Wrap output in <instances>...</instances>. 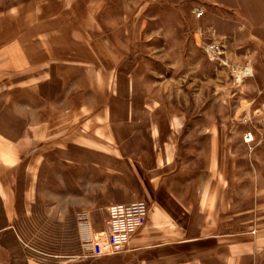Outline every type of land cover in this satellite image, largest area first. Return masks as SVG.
Segmentation results:
<instances>
[{
    "label": "crops",
    "instance_id": "0c3cea01",
    "mask_svg": "<svg viewBox=\"0 0 264 264\" xmlns=\"http://www.w3.org/2000/svg\"><path fill=\"white\" fill-rule=\"evenodd\" d=\"M77 14L66 10L64 15L50 16L37 24L27 15L32 29L29 25L20 27V21H0V99L10 95L21 129L16 135H8L0 127V264H55L51 257L59 256L40 258L23 240L17 229L19 219L22 214H32L37 198L44 194H63L68 172L77 178L84 163L97 166L87 167L96 178H106L101 187L107 193H115L116 187L119 193L128 192L130 186L125 179H130L128 174L136 178L137 200H145L150 206L148 221L132 237L127 251L139 264H262L264 230L259 227L264 225L260 221L264 220L260 213L264 197L255 207L241 209L242 188L229 181L242 177L244 171L238 167L248 161V152L240 150L239 159L228 148L232 143L226 138V126L219 120L213 122L216 109L210 105L193 112L198 116L193 118L192 129H197L199 136L188 139L190 148L181 154L180 140L172 136L178 126L177 116L167 117L166 137L157 122L111 120V102H105L117 96V82H129L131 73L123 71L126 74L120 77L124 59L104 57L110 49L105 46L102 53L95 46L93 37L104 35L96 13L84 12L85 23L75 20ZM78 73L83 75L81 82L76 78ZM70 80L74 82L72 89L84 83L86 89L94 91L96 99L105 104L101 114L92 113L97 100L61 109L66 101L60 99L59 114L52 116L51 83L65 84L62 89L66 90ZM3 83L12 84L11 94L3 91ZM129 87L127 84L122 100L131 110ZM15 89L19 96L16 100L12 99ZM253 103V99L241 96L236 114H248ZM136 129H144L148 135L136 138L132 132ZM54 160L60 163L55 190L50 186L49 165ZM68 162L78 169L68 168ZM111 162L122 167L115 169ZM128 162L134 171L128 167L125 174ZM229 162L238 163L237 169L228 170ZM245 173L251 174V170ZM115 176L122 180L115 183L111 180ZM117 203L128 202H114L107 196L91 202V207L108 210ZM247 215L250 218L242 220ZM77 257L82 259L81 255ZM74 258L58 264H79Z\"/></svg>",
    "mask_w": 264,
    "mask_h": 264
},
{
    "label": "rangeland",
    "instance_id": "374dc122",
    "mask_svg": "<svg viewBox=\"0 0 264 264\" xmlns=\"http://www.w3.org/2000/svg\"><path fill=\"white\" fill-rule=\"evenodd\" d=\"M66 10L78 13L75 20L82 23H85L84 12L91 10L96 13L104 35L98 39L93 37L95 46H99L102 53H105V46L110 49V54H104V57L114 55L124 59V65L118 72L120 77L125 76L123 71L131 73L129 82L120 80L117 86L113 83L117 96L108 97L105 102H111V120L157 122L166 137L169 134L167 117L171 114L177 116L178 126L172 136L180 140L181 154L190 148L188 139L199 136V131L192 129L193 118L198 116L193 112L208 105L213 110L215 108L213 122L219 120L225 124L226 138L229 144L230 141L232 143L228 148L239 159L240 150L250 155L248 161H243V165L238 167L244 171L242 177L229 179L230 185L242 188L241 209L255 207L259 198L264 197V139L261 132L264 115V0H0V21L3 24L20 21V27L29 25L32 29L30 20L37 24L47 17L64 15ZM27 15L32 17L29 21L26 20ZM211 46L216 50L213 51ZM247 68H251L252 73L239 78L241 71ZM76 78L81 82L82 73H78ZM3 84V91L11 94L12 84ZM127 84L132 92L131 110L123 105L122 100ZM63 85L58 81L51 83L52 116L59 114L60 99L61 102L66 101L61 109L72 105L77 108L81 103L97 100L92 105V113L103 112L105 104L96 99L94 91L86 89L84 83L72 89L74 82L70 80L66 90L62 89ZM14 91L12 99L16 100L18 90ZM241 96L253 99L254 103L248 114L237 115L236 105ZM11 101L10 95L0 99V127L8 135H16L21 129L16 123V110ZM145 104L148 105L146 109ZM132 132L136 133V138L148 135L144 129ZM249 132L253 133L254 139L247 142ZM233 154L230 151L231 160L234 159ZM51 156L58 159L54 152ZM55 160L49 164L53 190L58 189L60 167ZM110 164L115 169L122 167L121 163ZM236 164L229 162L228 170L237 169ZM49 165L45 164V168ZM88 165L83 164L86 169L79 170L77 178L73 172H68L67 189L63 194H44L43 198H37L32 214H22L17 227L21 237L38 257L59 256L51 257L55 264L74 257L79 264H139L136 258L129 256V245L111 256L98 259L77 257L82 252V223L85 218L94 232L106 226L107 208H92L94 204L91 202L107 196L114 202L130 203L139 199L133 174H128L130 179H125L130 186L128 192L119 193L120 188L116 187V192L111 194L101 187L106 178H96ZM67 166L73 171L78 169L74 163L68 162ZM128 167L134 171L128 162L125 174ZM247 170H251V174L245 173ZM111 180L116 183L122 179L115 176ZM260 213L264 214V206ZM248 218L249 215L243 216L242 220ZM251 224L255 225V221ZM259 228L264 230V225ZM186 250L189 252L190 249ZM260 261L264 264V257Z\"/></svg>",
    "mask_w": 264,
    "mask_h": 264
},
{
    "label": "built area",
    "instance_id": "2783aa9c",
    "mask_svg": "<svg viewBox=\"0 0 264 264\" xmlns=\"http://www.w3.org/2000/svg\"><path fill=\"white\" fill-rule=\"evenodd\" d=\"M201 16V13H198ZM213 51L215 46H211ZM261 132L264 139V115L261 120ZM253 133H247L246 141H252ZM248 139H251L248 141ZM106 226L94 232L88 219L82 223L81 258L98 259L122 252L131 242L132 237L148 221L150 206L145 200L130 203L112 204L108 208Z\"/></svg>",
    "mask_w": 264,
    "mask_h": 264
},
{
    "label": "bare ground",
    "instance_id": "6f19581e",
    "mask_svg": "<svg viewBox=\"0 0 264 264\" xmlns=\"http://www.w3.org/2000/svg\"><path fill=\"white\" fill-rule=\"evenodd\" d=\"M251 73H252V69L251 68H247L246 70L241 71V74L238 75V77L242 78L244 75H250ZM253 139H254V136H253ZM249 140H251V139H248V141Z\"/></svg>",
    "mask_w": 264,
    "mask_h": 264
}]
</instances>
